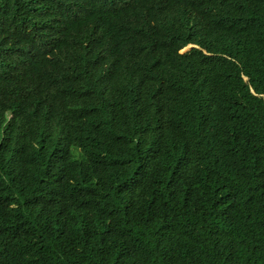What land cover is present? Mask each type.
Masks as SVG:
<instances>
[{
    "label": "trees",
    "instance_id": "16d2710c",
    "mask_svg": "<svg viewBox=\"0 0 264 264\" xmlns=\"http://www.w3.org/2000/svg\"><path fill=\"white\" fill-rule=\"evenodd\" d=\"M0 264H264V0H0Z\"/></svg>",
    "mask_w": 264,
    "mask_h": 264
},
{
    "label": "rangeland",
    "instance_id": "374dc122",
    "mask_svg": "<svg viewBox=\"0 0 264 264\" xmlns=\"http://www.w3.org/2000/svg\"><path fill=\"white\" fill-rule=\"evenodd\" d=\"M188 50H190V48L185 49L184 52H186V51H188Z\"/></svg>",
    "mask_w": 264,
    "mask_h": 264
},
{
    "label": "clouds",
    "instance_id": "9594fccd",
    "mask_svg": "<svg viewBox=\"0 0 264 264\" xmlns=\"http://www.w3.org/2000/svg\"><path fill=\"white\" fill-rule=\"evenodd\" d=\"M190 49H192V48H190Z\"/></svg>",
    "mask_w": 264,
    "mask_h": 264
},
{
    "label": "bare ground",
    "instance_id": "6f19581e",
    "mask_svg": "<svg viewBox=\"0 0 264 264\" xmlns=\"http://www.w3.org/2000/svg\"><path fill=\"white\" fill-rule=\"evenodd\" d=\"M195 49V48H194Z\"/></svg>",
    "mask_w": 264,
    "mask_h": 264
}]
</instances>
